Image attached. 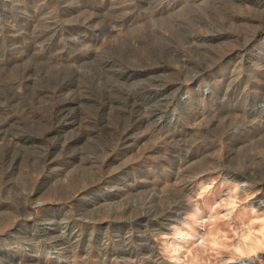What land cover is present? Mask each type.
I'll use <instances>...</instances> for the list:
<instances>
[{
	"label": "rangeland",
	"instance_id": "obj_1",
	"mask_svg": "<svg viewBox=\"0 0 264 264\" xmlns=\"http://www.w3.org/2000/svg\"><path fill=\"white\" fill-rule=\"evenodd\" d=\"M263 197L264 0H0V264H264Z\"/></svg>",
	"mask_w": 264,
	"mask_h": 264
},
{
	"label": "bare ground",
	"instance_id": "obj_2",
	"mask_svg": "<svg viewBox=\"0 0 264 264\" xmlns=\"http://www.w3.org/2000/svg\"><path fill=\"white\" fill-rule=\"evenodd\" d=\"M200 88H201V86H199L198 88H196L197 89V91H200ZM206 91L207 90H205L204 89V92H205V94H207L206 93ZM188 165H189V163H188ZM114 169V168H113ZM188 169H190V167L188 168ZM110 170V169H109ZM194 170H196V169H194ZM189 172V171H188ZM190 172H191V170H190ZM194 172H196V171H193V173ZM192 174V173H191ZM238 177L240 178V174L238 175ZM237 186H238V188L242 185V188L241 189H245L246 191H249V183H247V181H240V182H238L237 184H236ZM191 186H192V183L191 182H185L184 183V185H183V187H182V189L184 188V190H185V188L186 189H190L191 188ZM143 189V188H142ZM181 189V190H182ZM180 189H178L177 191L180 193V191H181ZM144 191V190H143ZM184 192V191H183ZM147 193H148V191H147ZM176 193V192H175ZM178 193V194H179ZM145 194V193H144ZM143 194V195H144ZM178 194H175V195H178ZM151 195V194H150ZM142 196V195H141ZM155 196V195H154ZM180 196V195H179ZM148 197V196H147ZM152 197H153V195H152ZM174 197V196H173ZM153 199V198H152ZM155 199V198H154ZM148 200V199H147ZM38 205V204H37ZM108 205V204H107ZM148 205V204H147ZM180 205V204H179ZM179 205H177L176 207H175V214H173V215H170V216H172V217H174V221H176V223H178V224H181V225H185L186 224V222H184V221H182V217L179 215V210H180V206ZM257 206H258V208L259 209H261V210H263V212H264V197L263 198H261L260 200H258L257 201ZM254 207V206H253ZM254 209H255V207H254ZM234 210H232L231 212H233ZM232 214V213H231ZM169 220V219H168ZM171 220V219H170ZM204 222V221H203ZM61 225V224H60ZM183 226H180V227H178V228H176V230L177 231H179L178 232V234L180 235V236H182L183 238H185L186 239V241L187 240H189L191 237H199V238H202V234L200 233V232H197L195 235H193L191 232H189V231H187L185 228H182ZM47 228V227H46ZM73 228V227H72ZM252 228V227H251ZM74 229V228H73ZM54 230V229H53ZM70 229L67 227V224L65 225V223H63V225H61V227L58 229V230H56V232H58L59 233V236L60 237H62V238H64L65 237V235H69V234H71L72 232H70L69 231ZM175 230V231H176ZM55 232V233H56ZM69 232V233H68ZM121 232V231H120ZM74 233V232H73ZM252 234V233H251ZM263 234H264V230H263ZM79 235V234H78ZM121 238L123 237V235H119ZM253 237H255V236H253ZM251 235H247V237H244L243 238V240H244V247H237V250L239 251V252H243V248H251L253 251H255L256 249H257V241L255 240V239H257L256 237H255V239L253 238ZM70 238H71V236H70ZM69 238V239H70ZM58 239H56L55 241H57ZM62 240V239H61ZM23 241V240H22ZM14 242H9V243H5L4 244V246H2V247H0V251H5V250H10V249H15L16 248V245H14L13 244ZM49 243V242H48ZM64 243V242H63ZM15 244H16V242H15ZM21 245V244H20ZM24 245V244H23ZM42 245V244H41ZM259 245V244H258ZM19 246V245H18ZM25 246V245H24ZM22 246V247H20V248H26V249H31V247L29 248V247H27V246ZM30 246H34V245H31L30 244ZM45 246V245H44ZM243 246V245H242ZM35 247V246H34ZM64 249V248H63ZM236 250V249H235ZM247 250V249H246ZM41 252H43V254H45V255H47L48 257H54V255H52V254H56V257H54V258H56V260H58L59 262H63V260H62V258H63V251H62V248L60 247V249L58 248V247H56V248H50V249H47V248H45V249H43V250H40ZM238 252V253H239ZM37 253V252H36ZM240 254V253H239ZM2 259V261L4 262H6V260H4V258H1ZM158 262V259H155V263H157ZM14 264V263H13ZM237 264H244L242 261L241 262H239V263H237ZM246 264H252V261H250V260H248V262L246 263Z\"/></svg>",
	"mask_w": 264,
	"mask_h": 264
}]
</instances>
